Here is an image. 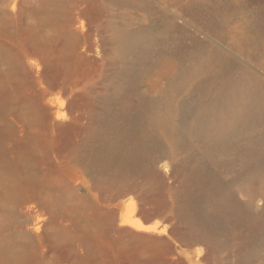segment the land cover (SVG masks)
Wrapping results in <instances>:
<instances>
[{"label": "rangeland", "instance_id": "obj_1", "mask_svg": "<svg viewBox=\"0 0 264 264\" xmlns=\"http://www.w3.org/2000/svg\"><path fill=\"white\" fill-rule=\"evenodd\" d=\"M0 264H264V0H0Z\"/></svg>", "mask_w": 264, "mask_h": 264}]
</instances>
